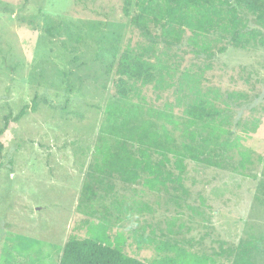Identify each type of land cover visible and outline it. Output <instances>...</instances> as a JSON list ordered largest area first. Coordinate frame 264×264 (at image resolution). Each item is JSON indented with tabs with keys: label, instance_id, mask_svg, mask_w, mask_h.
<instances>
[{
	"label": "rangeland",
	"instance_id": "rangeland-1",
	"mask_svg": "<svg viewBox=\"0 0 264 264\" xmlns=\"http://www.w3.org/2000/svg\"><path fill=\"white\" fill-rule=\"evenodd\" d=\"M213 2L0 0V264H59L98 227L148 264H264V28L240 10L251 27L228 32ZM127 49L156 82L122 98ZM200 97L223 120L193 122ZM123 149L152 174L114 172Z\"/></svg>",
	"mask_w": 264,
	"mask_h": 264
},
{
	"label": "trees",
	"instance_id": "trees-1",
	"mask_svg": "<svg viewBox=\"0 0 264 264\" xmlns=\"http://www.w3.org/2000/svg\"><path fill=\"white\" fill-rule=\"evenodd\" d=\"M132 0H124L123 13L125 16H130L129 7ZM214 0H165L167 5H174L176 7H200L211 8L214 5ZM220 6H225L227 15L231 23L229 26L223 25L224 28L231 33H241L240 29H249L250 23L253 26L264 28V0H218ZM143 7V5L139 6ZM245 11L246 14L253 16L250 23L245 19H241L236 15L237 11ZM230 11V13H229ZM212 12L218 18L223 13L222 10H215ZM147 10L142 8L139 14L132 17V24L139 28L144 35L149 34L147 20L145 16ZM203 20H200V30H203L205 24H213L219 27V21L213 20L208 14H202ZM179 17V23L185 21L189 28H192L189 19ZM168 33L174 36L178 41L180 34L172 30V23H168ZM224 29V30H225ZM226 50L223 46L219 49L222 53ZM116 81L115 89L118 95L122 98L134 91L136 85L148 86L156 82L155 67L147 60L135 55L131 50L127 49L120 57L119 63L116 68ZM187 115L192 118L193 122H201L206 125L216 124L217 120H223L221 112L215 107H210L200 97V100L192 103V106L186 111ZM107 161L109 166L114 172L131 179L132 181L138 179L136 170H143L148 174H152L153 168L149 163L148 156L143 155V159L139 160L132 156L126 149L118 153L106 152ZM180 167V165H178ZM144 184L153 189L155 187L154 180L147 178ZM112 238L106 235L105 228L98 227L90 230L88 235L84 238L73 237L66 243L59 264H148L145 261L135 259L127 255L123 251V245L117 240L113 243Z\"/></svg>",
	"mask_w": 264,
	"mask_h": 264
}]
</instances>
